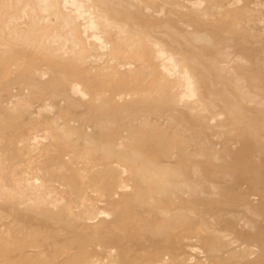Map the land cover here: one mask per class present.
Returning <instances> with one entry per match:
<instances>
[{
    "label": "rangeland",
    "instance_id": "374dc122",
    "mask_svg": "<svg viewBox=\"0 0 264 264\" xmlns=\"http://www.w3.org/2000/svg\"><path fill=\"white\" fill-rule=\"evenodd\" d=\"M0 264H264V0H0Z\"/></svg>",
    "mask_w": 264,
    "mask_h": 264
},
{
    "label": "bare ground",
    "instance_id": "6f19581e",
    "mask_svg": "<svg viewBox=\"0 0 264 264\" xmlns=\"http://www.w3.org/2000/svg\"><path fill=\"white\" fill-rule=\"evenodd\" d=\"M54 1V0H53ZM197 2V1H196ZM198 3V2H197ZM192 5H196V3L195 4H192ZM56 8V7H55ZM109 32V31H108ZM145 40V39H144ZM155 43V42H154ZM183 43V42H182ZM158 45V44H157ZM185 45V44H184ZM101 46V45H100ZM163 50V49H162ZM158 52H156V54H157ZM148 61V60H147ZM175 62V61H174ZM165 63V62H164ZM227 64V63H226ZM164 70H165V72L168 74V75H171V74H173L174 73V67L171 65V64H165L164 65ZM162 72V71H161ZM182 72H183V70H182ZM181 72V73H182ZM229 73V72H228ZM180 75V74H179ZM178 77V76H177ZM226 77H227V75H226ZM189 77L188 76H186L185 75V78H184V80H185V84H184V87H185V94L183 95V97L181 98V101H184V100H186V99H191L192 97H194L195 96V91H194V86H193V84L190 82V80L188 79ZM201 81V80H200ZM231 82V81H230ZM230 84V83H229ZM200 88L201 89H204V90H206L207 91V93H210L211 92V90H210V88H208L207 86H206V83H202L201 85H200ZM211 95V94H210ZM172 112V111H171ZM187 124V123H186ZM87 137L89 138V139H92L93 137H94V135H93V133H90L89 135H87ZM195 139V138H194ZM197 140V139H196ZM219 142V141H218ZM106 149V148H105ZM190 150V149H189ZM182 152V151H181ZM216 160V159H215ZM214 160V161H215ZM121 170V169H120ZM199 176V175H198ZM190 181V180H189ZM203 181V180H202ZM190 184V183H189ZM197 187V186H196ZM194 188H195V186H194ZM210 188H211V185H210ZM202 190V189H201ZM200 190V191H201ZM216 190V189H215ZM217 190H220V189H218L217 188ZM102 215V214H101ZM247 221V220H246ZM250 222V221H249ZM246 223V222H245ZM228 242V241H227ZM229 243V242H228ZM252 248V247H251ZM68 252V251H67ZM112 256V255H111ZM190 258V257H189ZM149 263V262H148Z\"/></svg>",
    "mask_w": 264,
    "mask_h": 264
}]
</instances>
